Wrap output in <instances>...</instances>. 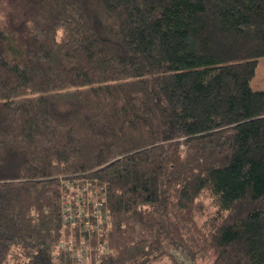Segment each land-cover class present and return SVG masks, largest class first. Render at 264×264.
<instances>
[{
    "label": "trees",
    "instance_id": "trees-1",
    "mask_svg": "<svg viewBox=\"0 0 264 264\" xmlns=\"http://www.w3.org/2000/svg\"><path fill=\"white\" fill-rule=\"evenodd\" d=\"M0 4V264H264V0Z\"/></svg>",
    "mask_w": 264,
    "mask_h": 264
},
{
    "label": "built area",
    "instance_id": "built-area-1",
    "mask_svg": "<svg viewBox=\"0 0 264 264\" xmlns=\"http://www.w3.org/2000/svg\"><path fill=\"white\" fill-rule=\"evenodd\" d=\"M75 201L77 202V208L74 210V212L77 215H80L81 217H83L82 215H86L87 217H90V216H88L90 214L89 213L90 210L87 207H85L81 198L78 197L75 199ZM64 205H65V203H64ZM87 205H89V203ZM99 206H100V203L98 202V200H94L93 205H92V213H93V215H95L99 219L100 222H102L103 214L101 213ZM67 217L70 221L73 220V217L69 213H68ZM90 226H91V223L87 221L85 223V227L89 228ZM83 245H85V242H82V246ZM102 249L106 251L107 247L106 246L102 247ZM78 260L82 261V258H79Z\"/></svg>",
    "mask_w": 264,
    "mask_h": 264
},
{
    "label": "rangeland",
    "instance_id": "rangeland-1",
    "mask_svg": "<svg viewBox=\"0 0 264 264\" xmlns=\"http://www.w3.org/2000/svg\"><path fill=\"white\" fill-rule=\"evenodd\" d=\"M4 12L5 10L3 8V5L1 7L0 4V17H3ZM251 88L254 91L264 90V57L258 60L255 76L251 80ZM195 264H209V263L203 262L202 260H198L195 262Z\"/></svg>",
    "mask_w": 264,
    "mask_h": 264
}]
</instances>
